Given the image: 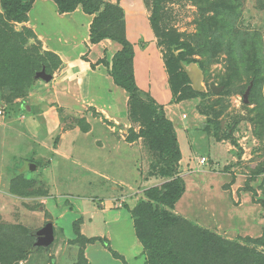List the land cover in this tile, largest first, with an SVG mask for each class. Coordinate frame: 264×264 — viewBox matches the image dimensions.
Here are the masks:
<instances>
[{
  "label": "rangeland",
  "instance_id": "374dc122",
  "mask_svg": "<svg viewBox=\"0 0 264 264\" xmlns=\"http://www.w3.org/2000/svg\"><path fill=\"white\" fill-rule=\"evenodd\" d=\"M118 1L125 10V17L129 12L147 22L151 34L141 42V48H150L152 53L159 50L168 55L167 45L161 43L165 39L159 37L152 27L155 0ZM210 1L213 0H162L160 27L171 34H179L182 40L201 49V44H198L202 40L198 35L201 23L204 17L217 16ZM235 2L240 12L236 29L260 36L264 60V7L260 6L259 0ZM42 4L43 1L32 14L55 21L56 15L51 10L53 5L46 3L44 7ZM24 26L30 27L28 21L7 23V27L16 32H24L15 41L22 48L14 50L9 46H0V49L12 58L19 56L35 62L43 60L44 65L39 66L37 72L45 69L54 79L45 81L35 76L30 83L14 82L12 79L7 84H0V264H82L83 253L87 264H90L86 255L88 245L75 241L77 235L73 226L76 220H79L83 235H107L112 238L110 243L113 249L130 257L136 250L134 242L139 241L134 228L130 226L132 214L129 208L138 204L147 188L161 186L167 180L154 175L165 163L160 165L159 155L148 147L142 137L134 139L136 142L129 140L133 132L138 133L141 127L139 121L130 118L129 112L127 121L130 125L116 126L118 139L122 142L119 141L120 149L113 151L112 156L109 150L93 141V136L104 135L103 130H98L100 126H96L95 120L100 119L109 129L115 126L109 121L107 113L91 107L86 117L73 116L66 114L67 107H60L54 114H48L49 106L55 103L56 86L52 84L58 79L56 73L61 67V60L54 52L57 56H49L37 35H28ZM179 51L176 50V53ZM196 57L206 61V68L199 63L186 64V67L202 75L205 86L202 95L179 100L178 96L173 95L167 71L172 97L165 102L166 105L154 99L151 92H143L142 97L146 101L153 99L156 105L164 108L166 115L169 113L173 120L188 128L190 136L195 138L199 155L208 153L212 156V159L206 156L208 161L199 166L200 170L186 174L190 176L186 182L187 189L191 185V178L198 179L199 184H204L203 193L195 197L196 203L193 202V205L186 202L187 196L179 205V213L187 212L188 216L183 217L191 224L209 229L224 240L245 244L247 237L256 238L264 234V209L260 203L264 200V171L259 173L264 170V78L252 91L253 101L245 103L244 94L254 84V74L247 76L243 60L238 62L240 74L237 76L231 72L229 56L224 51L208 58L206 54ZM154 68L159 73V65L154 64ZM163 87L159 88L161 94L158 95L164 97L167 86ZM167 106L174 107V112ZM88 120L98 128L97 131L91 137L88 135L75 142L74 136L69 133L77 128L90 134L92 131ZM204 132L209 133L211 140L208 139V144L198 137ZM224 140L230 142L231 146L226 147ZM131 148L136 151L134 157L126 155ZM64 151L73 156L72 159L64 157ZM200 157L197 156L198 159ZM29 161L39 164L35 171L29 170ZM90 161L95 167L89 166L99 169L96 170L98 172L83 168L82 163L88 165ZM117 162H123V165ZM199 171H213L219 183L212 188L205 185L209 180H201ZM181 178L184 180L183 176ZM233 180L238 182L237 189H234L237 197L236 193L232 194L231 202L230 198H225L218 191L220 188L217 185L225 183V187L230 189L229 182ZM213 196L216 203L209 200ZM105 199L112 200L117 208H123L119 209L123 215H128L120 223H113L109 229L106 226L110 219L101 215L99 210L100 202ZM82 205L87 210L83 216L77 212L78 206ZM191 211L194 216H191ZM49 223L54 225L55 241L49 247L38 246L37 242L42 236L39 231ZM111 228L114 232L109 231ZM101 248L106 258L98 247L93 252L89 251L96 261L93 264H124L113 258L103 244ZM260 251L264 252V247ZM126 261L136 264L132 258L130 262Z\"/></svg>",
  "mask_w": 264,
  "mask_h": 264
},
{
  "label": "trees",
  "instance_id": "16d2710c",
  "mask_svg": "<svg viewBox=\"0 0 264 264\" xmlns=\"http://www.w3.org/2000/svg\"><path fill=\"white\" fill-rule=\"evenodd\" d=\"M36 0H0V46H9L16 50L20 43L15 42L18 35L7 23L28 21V14ZM60 13H70L79 6L89 15H93L90 29V41L93 44L104 39H111L120 45L114 56L103 59L110 68L115 84L123 88L129 96L130 118L139 121L141 127L138 133L133 132L130 141L145 139L148 147L160 157L161 165L156 174L167 179L161 186L147 188L139 198L138 204L129 208L132 214L135 235L143 246L144 264H264V234L260 237H247L245 244L236 241H227L212 233L209 229L185 219L175 212L177 202L185 193V182L180 174L182 151L173 120L166 115L163 107L156 105L151 99L146 101L137 84L134 71L135 49L126 33L125 10L118 2L108 0H53ZM236 0H213L212 4L216 17H204L199 29L198 46L182 40L179 34L163 31L160 27V10L162 0H155V9L152 16V27L161 40L167 45L169 54L164 55L169 82L174 96L179 100L202 95V91L193 88L192 81L183 65L199 63L206 68L202 59L196 56L206 54V57L226 52L229 56L230 70L239 76L238 62L243 60L247 76H253V88L249 95L252 102V91L264 78V60H262L260 36L249 31L236 29V20L240 15ZM264 7V0H259ZM24 31L36 35L31 27L24 26ZM176 50H180L176 53ZM49 56H57L47 51ZM58 57V56H57ZM108 57V56H107ZM14 58V59H13ZM11 57L0 49V84L14 82L30 83L36 76L38 67L44 65L39 59L26 61L19 56ZM59 58V57H58ZM60 60V58H59ZM58 60V62H59ZM61 62V61H60ZM236 76V77H237ZM231 79V78H230ZM248 102V103H249ZM246 103V102H245ZM135 139V140H134ZM158 167V166H157ZM154 168V167H153ZM156 168V166H155ZM264 170H260L262 173ZM264 209V200L260 201ZM188 226H190L188 228ZM76 242L94 244L100 242L114 258L129 264L125 257L111 247L107 237H88L81 233L79 220L74 222ZM252 245V246H250ZM82 264L88 261L83 253Z\"/></svg>",
  "mask_w": 264,
  "mask_h": 264
},
{
  "label": "crops",
  "instance_id": "0c3cea01",
  "mask_svg": "<svg viewBox=\"0 0 264 264\" xmlns=\"http://www.w3.org/2000/svg\"><path fill=\"white\" fill-rule=\"evenodd\" d=\"M41 1H43L42 5L44 7L47 6L46 3H50L53 5L51 10L56 15L54 16L56 19L55 21L50 18H43L39 14H32ZM108 1L114 3L117 2V0ZM126 14V33L128 39L133 43L135 49L134 71L141 94H143V92L145 91L151 92L152 97L154 99L166 105L165 102L168 101L169 97H172V93L169 88V82L167 80L168 73L164 56L162 53L159 52V50L152 53L151 51H149L150 48H145V50L141 48V42H143V40H147L151 34L150 29L147 27V22L145 23V21H143L142 19L134 17V15L129 14V12H126ZM28 17V24L36 33L37 37L43 44L44 49L46 51H52L56 53L61 60V67L56 73L58 79H56V81L52 84L53 86H56V96L54 99L55 103L54 106H49L50 113L48 112V114H54L60 107H67L66 114L73 116L86 117L89 113L88 109H91V107L94 109L97 108L103 114L107 113L106 115L107 117H109V121L113 123V125H115L111 127L112 130L107 128L103 122H100V119L95 120L96 126H100L99 129L97 127H94V124L91 125L92 122L88 120L91 125L90 131H92L90 132V134H87L88 132L86 133L81 131L80 129L74 128V130H72L69 135L74 136L72 138L73 140L75 139V142L77 140L79 142L80 139H85L88 135L89 137H91L97 131V129H101L104 131V135L93 136V141L101 148L109 150L110 155L112 156L113 151L118 152V149H120L119 141L122 142L118 139L116 126L130 125L127 121V119L129 118L127 117L129 112V96L123 88L115 84L114 79L111 76L109 66H107L102 61L103 59L110 60L114 56V54L118 50H120V45L111 39H104L96 44L91 43L90 29L94 16L85 13L81 6H79L73 12L60 13L57 4L53 0H36L33 8L28 14ZM155 60H157L156 63ZM154 64L159 65V73L155 71ZM143 72L149 73V75L147 74L148 77ZM141 73L145 76H143L144 79L141 77ZM139 78H141L142 82L147 81V83L142 84ZM150 85H152V87ZM163 86H167L165 90L166 92H163L164 97L158 95V93L161 94L159 88L161 87L163 89ZM167 108L170 111L174 112V107L167 106ZM168 116L173 120L169 113ZM173 122L176 127L179 144L182 151V159L180 161V174L181 176H183L185 181V193L183 194L182 198L177 202L175 212L181 216H188L187 212L185 214L179 213V211H181L179 205L182 201L187 198V196L188 199L186 200V202L189 205H193V202L196 203L195 197L197 198L200 193H203L204 184H199L198 179L191 178V185H189L187 189L186 182L187 178H189L190 176H186V174H191L197 169L200 170L199 166H201V164L198 162L197 156H207L210 157V159H212V156L208 153L199 155L195 148V138L190 136L188 128L183 126L184 124L178 123L176 120H173ZM107 130L110 131V133ZM124 134L126 133L124 132ZM208 134L209 133L204 132L198 137L204 139L206 144H208V139L211 140L210 138H208ZM224 143H226V147L231 146L229 145L231 144L230 142H226L224 140ZM216 144L221 143L216 142ZM74 145L75 143H73V146ZM215 147L217 148L216 145ZM227 149H231V147ZM72 150L76 151L74 147H72ZM56 152L57 154H59V151L56 150ZM135 152L136 151L131 148L130 153H127L126 155L134 157L136 156ZM68 154L69 153L66 152L64 154V157L72 159L73 156ZM70 154H73V152H71ZM218 156L219 155H217L216 158L219 160ZM105 158H107V156ZM125 162H127V159L125 160ZM117 163L118 165H123V162ZM35 164L37 165V167L39 166L37 162ZM87 164L88 165L82 163V166L83 168H85L86 171L99 170L97 168L95 170L89 166L92 165L93 167H95L93 162L90 161L87 162ZM199 173L201 175V180H209V182L205 185L212 188L215 187V184L219 183L216 182V174L213 171H199ZM184 175L186 177H184ZM229 184L231 185H229L230 189H227L228 187H225V183L217 185V187L220 188V190L218 189V191L223 193L224 196H226L225 198H230L231 202H233L232 194L236 193L234 189H237L238 182L233 180L229 182ZM235 195L237 197V193ZM108 200L110 199H105L104 202H100L101 209L99 210L101 215H106L108 219H110L108 225L106 226L109 229L113 223H120L122 220L125 219L124 216H127L128 218V215H123L119 210L122 207L117 208L116 204L114 205V202L112 200H110L109 202ZM209 200L214 201L216 203L214 196ZM77 212L78 215L81 214L83 216L84 213L87 212V210H85L84 206L82 205L78 206ZM191 216H194L192 211ZM123 217L124 219H122ZM130 226H132V229L134 228L133 220ZM109 231L114 232V229L111 228ZM100 236L105 237L104 235ZM108 239L111 242L112 238L109 237ZM87 245L88 247L86 249V255L90 259V262L92 264L96 263V261L94 260L93 256H91L89 251L92 250L93 252L95 247L100 248L103 257L106 258V253L101 248L100 242ZM133 245L136 250L134 252V255H129L130 257H128V255H126L125 253H120V251L115 248L114 250L124 256L125 259H127L129 262L130 258H132L134 259L136 264H144L145 257L143 256V246L140 242L136 241Z\"/></svg>",
  "mask_w": 264,
  "mask_h": 264
},
{
  "label": "water",
  "instance_id": "95a60500",
  "mask_svg": "<svg viewBox=\"0 0 264 264\" xmlns=\"http://www.w3.org/2000/svg\"><path fill=\"white\" fill-rule=\"evenodd\" d=\"M184 69L186 70L188 76L190 77L191 81H192V85L193 88L197 91H203L205 89V86L203 85V77L202 75L196 74L195 72H192L190 70H188V68L186 67V65H183ZM36 78H41L45 81H51L53 79V76L51 74H48L45 69L37 72L36 74ZM251 84L247 91L244 94V101L246 103L249 102V95L251 92V88H252ZM28 168L31 171H35L37 169V165L35 163H29L28 164ZM39 235H42L41 238L38 240L37 245L38 246H45V247H49L51 246L54 241H55V228L54 225L52 223H49L46 225V227L42 228L39 231ZM36 245V246H37Z\"/></svg>",
  "mask_w": 264,
  "mask_h": 264
},
{
  "label": "built area",
  "instance_id": "2783aa9c",
  "mask_svg": "<svg viewBox=\"0 0 264 264\" xmlns=\"http://www.w3.org/2000/svg\"><path fill=\"white\" fill-rule=\"evenodd\" d=\"M184 117H186V115ZM198 161L200 164H206L208 160H207L206 156H203V157L199 158Z\"/></svg>",
  "mask_w": 264,
  "mask_h": 264
}]
</instances>
